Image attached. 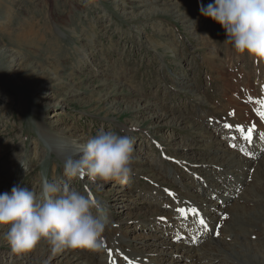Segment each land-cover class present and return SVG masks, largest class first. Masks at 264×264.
Segmentation results:
<instances>
[{
    "label": "rangeland",
    "instance_id": "rangeland-1",
    "mask_svg": "<svg viewBox=\"0 0 264 264\" xmlns=\"http://www.w3.org/2000/svg\"><path fill=\"white\" fill-rule=\"evenodd\" d=\"M210 3L0 0V195L13 187L38 193L45 175L90 193L109 220L103 251H67L68 260L51 257L44 243L13 255L3 239L8 226L0 225V264H142L140 257L146 264H193L200 255L193 251L213 247L214 225L220 236L245 207L235 237L221 239L208 264H264V119L255 103L264 99V63L224 43L221 25L200 14ZM246 126L255 127L251 141L263 156L244 173L250 155L238 129ZM101 131L131 138L129 182L68 180L63 164L76 151L60 143L81 136L86 144ZM219 176L240 195L219 196L223 188L212 184ZM190 200L210 217L197 224L202 228L192 226L186 243L175 233V210ZM175 240L187 249L169 254L168 244L184 248Z\"/></svg>",
    "mask_w": 264,
    "mask_h": 264
},
{
    "label": "clouds",
    "instance_id": "clouds-1",
    "mask_svg": "<svg viewBox=\"0 0 264 264\" xmlns=\"http://www.w3.org/2000/svg\"><path fill=\"white\" fill-rule=\"evenodd\" d=\"M200 14L225 30L224 43L236 53L247 52L264 63V0H214L200 6ZM133 142L128 136L101 131L81 147L78 158L63 164L68 180L88 177L127 184L133 175ZM107 210L89 193L69 190L67 184L40 179L39 192L13 187L0 195V225H7L3 239L13 255L46 244L53 255L76 249L104 250Z\"/></svg>",
    "mask_w": 264,
    "mask_h": 264
},
{
    "label": "bare ground",
    "instance_id": "bare-ground-1",
    "mask_svg": "<svg viewBox=\"0 0 264 264\" xmlns=\"http://www.w3.org/2000/svg\"><path fill=\"white\" fill-rule=\"evenodd\" d=\"M25 36H26V33H25ZM19 37H21V36H19ZM23 39H24V37H23ZM19 40V39H18ZM26 40V39H25ZM20 43H21V41H20ZM34 44V43H33ZM26 47V46H25ZM226 52V51H225ZM227 53V52H226ZM248 61H250V60H248ZM221 62H222V60H221ZM36 90H38V91H40L41 92V90H42V87H36ZM45 93V92H44ZM239 117H241V116H239ZM247 128H250V127H245V131H246V129ZM69 129H66V128H63V129H61V132L63 133V132H67ZM239 132V131H238ZM47 133V132H46ZM253 134H254V132L252 133V136H253ZM81 140H83V137H81V136H79L78 137V139H77V141L76 142H74L73 144H71L70 143V141L71 140H65L64 142H65V144L64 143H60L61 145H66V143H67V145H71V146H74V150L76 151V156H75V159L77 158V156H78V154L80 153V150H81V147L83 146V145H85V142H79V141H81ZM57 141V140H56ZM83 141H85V140H83ZM252 141H251V143H249L248 142V146L249 145H251L250 147H249V151L248 152H246V154L248 153L250 156H248V160H247V162H245V166H243V170H244V173H246L247 171V169H248V167L250 166V164L253 162V161H255V160H253L254 158H256V157H261V156H263V155H261V153H259L260 152V150L259 149H257V147H258V145L259 144H257L258 142H256L255 144L256 145H252ZM264 146V145H263ZM261 155V156H260ZM235 156L236 155H234L233 156V158H232V160H230V161H228L227 162V164H229L230 166H232V161H234V160H236V158H235ZM244 159V158H243ZM247 159V158H246ZM252 159V161L251 162H249L248 163V161L249 160H251ZM245 160V159H244ZM246 161V160H245ZM236 162V161H235ZM241 166V165H240ZM262 166H264V163L259 167V169H261L262 168ZM227 168H229V167H227ZM242 170V169H241ZM264 170V169H263ZM210 171V170H209ZM236 171V170H235ZM259 171V170H258ZM256 172V175L257 174H259V172ZM212 172H214V171H212ZM226 172V171H225ZM239 174V173H238ZM236 178V177H235ZM245 179V178H244ZM220 180H221V176H219V177H217V179L215 180V181H212V184L214 183V186H216V187H218V186H220V188H223L222 189V191H220L219 192V196H224V198H231L230 196L228 197V195H227V193H225V191H230L231 193H232V191L233 192H236L238 195H240V193L238 192V190H236V186H232V185H229V186H226V184H225V182H220ZM234 180V179H233ZM246 182V181H245ZM231 183V182H230ZM212 184L210 185L211 187H212ZM207 183H206V185H202L200 188H199V190H201V191H203V189L205 190L204 192H203V194L204 195H206V194H209V192L207 191ZM203 195V196H204ZM245 198V197H244ZM247 199V198H246ZM202 200V199H201ZM201 200L199 201V202H201ZM252 200V199H251ZM190 201H192V202H189L187 205H185L184 207H183V210H186V212H189V213H182L181 211L179 212H177L178 214H185V215H188V216H190L191 214H197L198 216L200 215V217L199 218H194L192 221H193V224H200L199 223V221L202 219V218H208V217H210L209 216V214H208V212L209 211H207L206 210V206L205 205H200L197 201H193V200H190ZM253 201H255V200H253ZM192 203H193V207H195V208H191V206H192ZM194 203H196V204H194ZM210 204L212 205V203L210 202ZM244 203L242 202L241 204H240V206H242ZM215 209H217V208H215ZM230 209V208H229ZM193 210H195L194 212L195 213H193ZM247 213V210H246V207L242 210V213L241 212H239V211H235L231 216H230V220H231V223H230V226L229 227H223V229L221 230V235L220 236H218V234H217V232H216V229L218 228V226L217 225H214V228L212 229V231H211V235L208 237L212 242H213V247H208V248H206V247H201V250H199V251H193L195 254L196 253H198V254H200V255H197L196 257H197V259L199 260V261H197V260H195L194 259V262H193V264H208L210 261H214V260H216L215 258H217L218 257V254H219V252H218V249L221 247V243H220V241H221V239L222 240H225V239H228V237L230 238L229 240H231V237H235V235H236V233L233 231L234 229H236L237 227H240V224H238V222H237V224H238V226H236L235 227V222H236V220L237 219H240V218H244V216H245V214ZM191 221V222H192ZM203 221H205V220H203ZM243 221H244V219H243ZM242 222V221H241ZM225 223V222H224ZM204 224V223H203ZM203 224H201L202 226H203ZM249 225H251V224H249ZM222 222H221V228H222ZM206 231V230H205ZM224 232H226V236L224 235ZM223 233V234H222ZM223 235V236H222ZM223 238H222V237ZM216 237H217V239L218 240H216ZM207 238V239H208ZM214 238V239H213ZM165 244H167V243H163V245H165ZM200 244V243H199ZM174 245V246H173ZM204 245V244H203ZM166 246H170V247H173V248H170L171 249V251L169 252V254H174L175 253V251H179V250H181V249H187V247L186 246H184V248H182V246H179V245H175V244H168V245H166ZM215 247V248H214ZM41 249V248H40ZM48 250L49 249H44L43 251H41V252H38V254L40 253V256L41 257H45V255H47L48 254ZM151 252H153V253H155L154 252V250L152 249V251ZM68 253L69 252H67V251H65V252H62V253H58V254H55V255H53L52 253H50V256L52 257V256H54L55 258H57L58 256H64V258L66 259L67 257H68ZM82 253V252H81ZM73 254V253H72ZM77 254V253H76ZM88 254V253H87ZM49 255V254H48ZM78 255V254H77ZM142 255V254H141ZM184 255H186V256H190L189 255V252H187V253H185ZM39 257V256H38ZM141 259V261H142V264H146L145 262H147V260H146V257H140ZM61 259V258H60ZM150 259V258H149ZM66 260H68V259H66ZM111 260H116L117 261V259H114V257H112V258H110L109 259V261H111ZM132 260V259H131ZM130 260V261H131ZM151 260V259H150ZM118 261H120V259H118ZM133 261V260H132ZM158 261V260H157ZM161 261V260H160ZM168 262V261H167ZM67 263H69V264H73V263H70V261H67ZM166 263V262H165ZM172 263V262H171ZM63 264V263H62ZM86 264H90V263H86ZM159 264H162V263H159Z\"/></svg>",
    "mask_w": 264,
    "mask_h": 264
},
{
    "label": "snow or ice",
    "instance_id": "snow-or-ice-1",
    "mask_svg": "<svg viewBox=\"0 0 264 264\" xmlns=\"http://www.w3.org/2000/svg\"><path fill=\"white\" fill-rule=\"evenodd\" d=\"M255 103L259 104L260 105V108L257 109V114L262 118L264 119V99H260V100H257L255 101ZM238 131L241 132L242 134V138L247 140L249 143H251V140H252V133L255 131V127L253 126L252 128H249L247 131H245L244 128H239ZM262 139H264V136L261 137ZM234 147V145H233ZM179 211H181L182 213L184 212L183 209H180ZM195 211V210H193ZM200 224H203L204 221L203 220H200L199 221ZM113 264H115V262L113 261ZM129 264H131V262H129Z\"/></svg>",
    "mask_w": 264,
    "mask_h": 264
}]
</instances>
